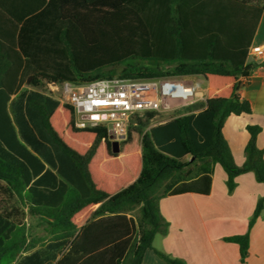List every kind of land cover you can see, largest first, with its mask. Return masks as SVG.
<instances>
[{
    "label": "trees",
    "instance_id": "16d2710c",
    "mask_svg": "<svg viewBox=\"0 0 264 264\" xmlns=\"http://www.w3.org/2000/svg\"><path fill=\"white\" fill-rule=\"evenodd\" d=\"M262 9L264 0H0V264H142L147 250L185 264L152 247L167 229L159 200L208 194L215 165L229 193L247 172L264 183L260 126H246L240 166L221 134L227 117L252 112L239 90ZM190 75L206 85L198 110L134 115L117 153L105 126L77 128L49 91ZM262 210L264 197L248 228ZM27 215L44 238L29 239ZM224 241L243 263L248 232Z\"/></svg>",
    "mask_w": 264,
    "mask_h": 264
},
{
    "label": "crops",
    "instance_id": "0c3cea01",
    "mask_svg": "<svg viewBox=\"0 0 264 264\" xmlns=\"http://www.w3.org/2000/svg\"><path fill=\"white\" fill-rule=\"evenodd\" d=\"M256 46L264 48V9L252 41V47ZM247 61L255 66L248 79L243 81L239 95L250 102L252 112L248 115H230L221 128L233 161L238 166L244 162L247 125L260 126L256 145L264 150V51L259 55L250 54ZM198 77L196 83L187 82L205 93V82ZM189 112L195 110L184 111ZM225 181V172L215 165L208 194L183 193L161 198L159 212L167 223V229L165 233L154 236L152 247L185 264H264V210L248 228L257 201L264 197V183L257 182L253 173L247 172L236 177V186L229 193ZM246 232L249 246L242 263L238 245L224 241V238ZM142 264L166 263L152 250H147Z\"/></svg>",
    "mask_w": 264,
    "mask_h": 264
},
{
    "label": "built area",
    "instance_id": "2783aa9c",
    "mask_svg": "<svg viewBox=\"0 0 264 264\" xmlns=\"http://www.w3.org/2000/svg\"><path fill=\"white\" fill-rule=\"evenodd\" d=\"M264 48L251 47L250 54H262ZM59 99L73 109L74 125L105 126L110 142L126 138L134 115L147 111L173 113L184 107L205 101L204 92L196 85L177 77L154 79L106 78L87 83L64 82L49 86Z\"/></svg>",
    "mask_w": 264,
    "mask_h": 264
},
{
    "label": "rangeland",
    "instance_id": "374dc122",
    "mask_svg": "<svg viewBox=\"0 0 264 264\" xmlns=\"http://www.w3.org/2000/svg\"><path fill=\"white\" fill-rule=\"evenodd\" d=\"M177 78L181 79L182 81H185V82L192 81V82L196 83V80L199 77L198 76H195V77L181 76V77H177ZM187 83H189V82H187ZM54 94L56 97H61L60 90L55 91ZM200 103H202V101H199V102L193 104L192 106L184 107L183 110L184 111L185 110H195L196 111V110H198L197 105ZM172 115H173V113L160 112L159 115L157 116V118L155 119V121L156 122L165 121V120L169 119L170 116H172ZM182 160L186 161V160H188V157H184ZM25 222H26V226L28 229L29 239H31V238H44L45 237L44 224L38 218L27 216Z\"/></svg>",
    "mask_w": 264,
    "mask_h": 264
},
{
    "label": "water",
    "instance_id": "95a60500",
    "mask_svg": "<svg viewBox=\"0 0 264 264\" xmlns=\"http://www.w3.org/2000/svg\"><path fill=\"white\" fill-rule=\"evenodd\" d=\"M119 148V143L116 141L111 142V149L113 153H117Z\"/></svg>",
    "mask_w": 264,
    "mask_h": 264
}]
</instances>
